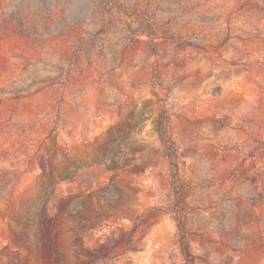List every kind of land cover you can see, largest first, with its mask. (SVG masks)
Instances as JSON below:
<instances>
[{
    "label": "rangeland",
    "instance_id": "1",
    "mask_svg": "<svg viewBox=\"0 0 264 264\" xmlns=\"http://www.w3.org/2000/svg\"><path fill=\"white\" fill-rule=\"evenodd\" d=\"M0 264H264V0H0Z\"/></svg>",
    "mask_w": 264,
    "mask_h": 264
},
{
    "label": "trees",
    "instance_id": "2",
    "mask_svg": "<svg viewBox=\"0 0 264 264\" xmlns=\"http://www.w3.org/2000/svg\"><path fill=\"white\" fill-rule=\"evenodd\" d=\"M166 117L163 114H160L159 118H158V123H157V133H158V137L160 139V141L162 142L163 146H164V151H165V155L170 159L174 173H176V159H177V146L175 144V142L170 138L168 131H167V127H166ZM179 192L177 193V199H180V195ZM181 222L178 220V235H179V241L181 242L182 245V252L185 256H188V250H187V244H186V240H185V231H184V218H181ZM133 231H135V227H133L132 229Z\"/></svg>",
    "mask_w": 264,
    "mask_h": 264
}]
</instances>
